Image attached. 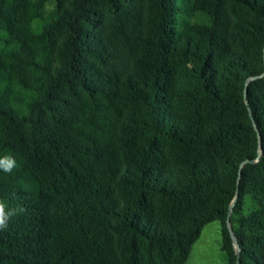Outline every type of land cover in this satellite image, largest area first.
Here are the masks:
<instances>
[{"label":"trees","instance_id":"16d2710c","mask_svg":"<svg viewBox=\"0 0 264 264\" xmlns=\"http://www.w3.org/2000/svg\"><path fill=\"white\" fill-rule=\"evenodd\" d=\"M263 72L264 0H0V264H264Z\"/></svg>","mask_w":264,"mask_h":264},{"label":"rangeland","instance_id":"374dc122","mask_svg":"<svg viewBox=\"0 0 264 264\" xmlns=\"http://www.w3.org/2000/svg\"><path fill=\"white\" fill-rule=\"evenodd\" d=\"M188 264H225L227 257L221 248L220 222L205 224L199 236L191 243Z\"/></svg>","mask_w":264,"mask_h":264},{"label":"clouds","instance_id":"9594fccd","mask_svg":"<svg viewBox=\"0 0 264 264\" xmlns=\"http://www.w3.org/2000/svg\"><path fill=\"white\" fill-rule=\"evenodd\" d=\"M5 159L7 163L4 165V171L10 172L15 166V161L11 157H6ZM15 214V209H9L4 201H0V229H6L9 219Z\"/></svg>","mask_w":264,"mask_h":264},{"label":"water","instance_id":"95a60500","mask_svg":"<svg viewBox=\"0 0 264 264\" xmlns=\"http://www.w3.org/2000/svg\"><path fill=\"white\" fill-rule=\"evenodd\" d=\"M263 74H264V72H263ZM263 74H261V75H257V76H253V77H251L250 79H248L247 82H246V85H245V92H246V89H247V83H248L251 79L258 78V77L262 76ZM246 103H247V101H246ZM248 110L250 111L249 106H248ZM250 115H251V111H250ZM255 128H256V127H255ZM259 147H260V141H259ZM259 152H260V150H259ZM257 159H258V158H257ZM254 161H256V160H246L244 163H246V162H254ZM244 163L241 164V166H240V170H241V167L243 166ZM234 201H235V198H234L233 201L231 202V205H230V207H229V209H228V211H227L226 224H227V228H228V230H229V233H230V236H231V239H232V242H233V246H234V249H235V254H236V260H235V262H234L233 264H239V260H240V248H239V246H238V244H237V239H236V237H235V235H234V233H233V230H232V227H231V224H230V220H229V219H230V215H231V213H232V206H233V204H234Z\"/></svg>","mask_w":264,"mask_h":264}]
</instances>
